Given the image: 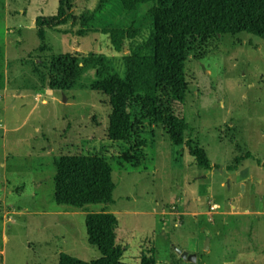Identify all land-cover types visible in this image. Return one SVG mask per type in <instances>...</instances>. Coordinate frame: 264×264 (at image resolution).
<instances>
[{"label": "rangeland", "instance_id": "1", "mask_svg": "<svg viewBox=\"0 0 264 264\" xmlns=\"http://www.w3.org/2000/svg\"><path fill=\"white\" fill-rule=\"evenodd\" d=\"M58 2L0 0V264H58L61 253L98 259L84 218L101 211L117 216L115 242L128 264L145 253L155 264H264L262 40L220 34L190 42L184 52L172 110L184 118L186 138L216 166L207 170L185 144L170 142L164 125L144 122L138 131L144 144L132 150L135 139L107 136L111 108L108 96L94 90L95 72L105 64L124 77L123 56L149 33L147 7L130 16L117 8L103 14L113 25L125 16L138 20V35L117 52L108 34L78 36L66 32L70 23L44 28L39 38L35 20L54 16ZM96 3L72 0L73 29ZM64 53L76 55L77 73L69 89L50 88V59ZM129 111L139 118L134 101ZM71 154L110 164L111 203L73 208L54 201V161Z\"/></svg>", "mask_w": 264, "mask_h": 264}, {"label": "trees", "instance_id": "2", "mask_svg": "<svg viewBox=\"0 0 264 264\" xmlns=\"http://www.w3.org/2000/svg\"><path fill=\"white\" fill-rule=\"evenodd\" d=\"M71 2L59 0L54 16L35 20L39 38L43 39L44 28L58 30L70 23L66 32L78 36L108 34L113 49L122 51L125 42L139 33L137 18L125 16L121 23L113 25L102 19L103 14L117 8L131 15L147 7L142 20L148 21L149 33L145 40L132 44L123 56L124 77L110 73L105 64L95 72L99 79L94 90L108 96L111 108L108 138L117 142L135 139L130 146L132 150L144 144L138 135L144 122L161 124L170 142L176 146L185 144L198 166L207 170L216 168L204 151L186 138L187 124L181 114L172 110L179 100L176 92L181 91V61L190 42H203L220 34L246 33L262 40L264 46V0H97L94 8L79 17L74 29ZM50 66L54 75L50 76L48 86L69 89L79 66L76 55L52 56ZM132 101L139 107L141 118L133 117L129 111ZM54 166L53 195L57 204L83 208L88 204L113 201L112 169L104 158L92 154L63 155L54 161ZM84 223L87 242L98 250L100 257L85 262L61 253L58 264H128L121 260L123 248L115 242L118 218L114 213H86ZM134 264H155V259L152 254L145 253Z\"/></svg>", "mask_w": 264, "mask_h": 264}, {"label": "water", "instance_id": "3", "mask_svg": "<svg viewBox=\"0 0 264 264\" xmlns=\"http://www.w3.org/2000/svg\"><path fill=\"white\" fill-rule=\"evenodd\" d=\"M207 233H208V230L205 229V234H207ZM208 241H209V238L206 237L205 243H204L205 248H207ZM176 251L180 255V257L182 259H184V260H187V261H190V262H194L196 260V255L195 254H192V253L190 254V253L182 251L180 249H176Z\"/></svg>", "mask_w": 264, "mask_h": 264}, {"label": "crops", "instance_id": "4", "mask_svg": "<svg viewBox=\"0 0 264 264\" xmlns=\"http://www.w3.org/2000/svg\"><path fill=\"white\" fill-rule=\"evenodd\" d=\"M209 241H210V239H209ZM209 241H208V243H209Z\"/></svg>", "mask_w": 264, "mask_h": 264}]
</instances>
